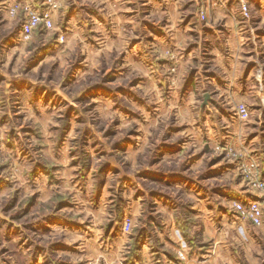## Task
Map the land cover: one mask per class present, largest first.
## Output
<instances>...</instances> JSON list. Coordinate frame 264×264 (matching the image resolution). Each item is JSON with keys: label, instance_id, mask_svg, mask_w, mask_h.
Returning a JSON list of instances; mask_svg holds the SVG:
<instances>
[{"label": "clouds", "instance_id": "clouds-1", "mask_svg": "<svg viewBox=\"0 0 264 264\" xmlns=\"http://www.w3.org/2000/svg\"><path fill=\"white\" fill-rule=\"evenodd\" d=\"M0 264H264V0H0Z\"/></svg>", "mask_w": 264, "mask_h": 264}]
</instances>
